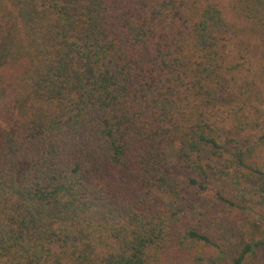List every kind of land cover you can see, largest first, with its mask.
Returning <instances> with one entry per match:
<instances>
[{"label": "trees", "instance_id": "16d2710c", "mask_svg": "<svg viewBox=\"0 0 264 264\" xmlns=\"http://www.w3.org/2000/svg\"><path fill=\"white\" fill-rule=\"evenodd\" d=\"M239 31L264 46V0H0V264L262 247L263 216L231 192L260 189L264 131L223 138V93L245 117L255 86L228 65Z\"/></svg>", "mask_w": 264, "mask_h": 264}, {"label": "rangeland", "instance_id": "374dc122", "mask_svg": "<svg viewBox=\"0 0 264 264\" xmlns=\"http://www.w3.org/2000/svg\"><path fill=\"white\" fill-rule=\"evenodd\" d=\"M233 38L235 39L231 40L226 48L229 55L228 65L231 66L235 62H240L241 64L236 66V71H238L236 73L237 84H242L243 81L251 83L254 80L255 86H251L252 95L250 97L247 98L246 94L240 96L241 100L251 101V104L248 103L247 109L243 112L246 115L245 117L240 112L241 102L227 92L223 93L221 108L224 111V116L227 117L223 122V138L229 137L236 142L239 141L245 144L246 141H253L264 131L262 126L256 128L251 124H245L253 121L256 116L254 105H257L260 111L264 110V46L259 39V35L253 31H239ZM242 41L243 43H241ZM238 118H241L240 121ZM174 151L172 145L167 146L168 161L173 168L175 177H181L183 170L175 163ZM257 160L264 171V149ZM257 183L260 184V189L256 191V194H250L246 190L240 191L238 188L231 193L235 200L239 203L251 205L264 218V174L258 178ZM225 186L227 190L229 185L225 184ZM246 228L250 230V226ZM195 253H200L201 259H197ZM222 255L213 246L199 245L198 249L188 252L185 256H174L167 253L164 258V264H209L213 258L218 260L217 264H234L230 256ZM244 264H264V245L257 248L253 254L248 255Z\"/></svg>", "mask_w": 264, "mask_h": 264}]
</instances>
